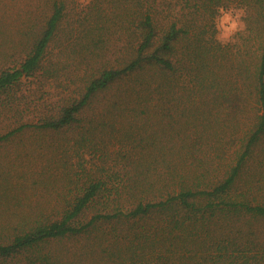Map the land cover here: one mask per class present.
<instances>
[{
  "label": "trees",
  "instance_id": "16d2710c",
  "mask_svg": "<svg viewBox=\"0 0 264 264\" xmlns=\"http://www.w3.org/2000/svg\"><path fill=\"white\" fill-rule=\"evenodd\" d=\"M221 4L247 6L243 47L215 41ZM26 10L14 37L0 28V143L71 131L93 150L108 95L169 115L166 137L183 139L146 163L155 147L134 136L133 149H95L93 171L81 157L63 207L0 222V264H264V0H33ZM212 115L229 131L218 145L185 139L183 125Z\"/></svg>",
  "mask_w": 264,
  "mask_h": 264
},
{
  "label": "rangeland",
  "instance_id": "374dc122",
  "mask_svg": "<svg viewBox=\"0 0 264 264\" xmlns=\"http://www.w3.org/2000/svg\"><path fill=\"white\" fill-rule=\"evenodd\" d=\"M32 1L0 0V28L8 29L14 37V31L26 25L21 24V20L16 17L21 15V19L27 20L30 13L27 11L29 6L26 10V3ZM108 96L98 103L107 122L100 126L99 131L104 132L98 138L99 146L93 150L89 147L94 144L87 142L86 146L79 143L77 132L71 131L67 134L25 131L0 143V222H4L3 225L17 224L20 219L23 220V213L27 214L32 209L46 208L50 211L53 207H63L65 196L74 186L71 181L79 180L85 172L79 166L81 157L88 169L95 170L96 167L91 164L100 156L95 151L100 145L112 152L120 147L133 149L134 142H137L133 136L138 140L144 137L143 143L155 147L150 148L149 156L142 157L146 163L154 156L161 159L159 148L162 145L183 139L175 134L172 138L166 137L165 129L172 132L168 123L169 115L161 117L157 113L132 111L126 108L125 102L113 105L114 98ZM173 113L176 119H180L181 111L178 113L175 110ZM177 124L174 122L172 127H179ZM225 126L220 116L217 122L213 115L212 118L191 120L183 125L191 133L185 139H200L208 150H212L213 145H218L214 139L216 135L229 134V131L224 130ZM85 154L89 159H85ZM73 170L74 175H70Z\"/></svg>",
  "mask_w": 264,
  "mask_h": 264
},
{
  "label": "clouds",
  "instance_id": "9594fccd",
  "mask_svg": "<svg viewBox=\"0 0 264 264\" xmlns=\"http://www.w3.org/2000/svg\"><path fill=\"white\" fill-rule=\"evenodd\" d=\"M80 8H87L91 4V0H78ZM180 7L174 9V13H179ZM216 14L213 18L215 29V41L221 47H243V41L250 37L252 33L249 31L247 18L249 10L247 6H237L229 4L224 6L218 5L215 10ZM85 159H89L85 154Z\"/></svg>",
  "mask_w": 264,
  "mask_h": 264
}]
</instances>
